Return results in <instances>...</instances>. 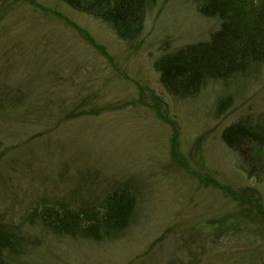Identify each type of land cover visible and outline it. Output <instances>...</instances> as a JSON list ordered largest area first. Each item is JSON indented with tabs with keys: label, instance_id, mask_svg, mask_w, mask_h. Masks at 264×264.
I'll return each mask as SVG.
<instances>
[{
	"label": "rangeland",
	"instance_id": "rangeland-1",
	"mask_svg": "<svg viewBox=\"0 0 264 264\" xmlns=\"http://www.w3.org/2000/svg\"><path fill=\"white\" fill-rule=\"evenodd\" d=\"M219 26L194 0H154L129 43L62 0H0V95L19 97L0 115V224L22 237L0 264H264V175L221 139L232 123L264 126V65L186 98L153 66ZM125 184L141 196L117 235L26 222L31 205L96 204Z\"/></svg>",
	"mask_w": 264,
	"mask_h": 264
},
{
	"label": "trees",
	"instance_id": "trees-1",
	"mask_svg": "<svg viewBox=\"0 0 264 264\" xmlns=\"http://www.w3.org/2000/svg\"><path fill=\"white\" fill-rule=\"evenodd\" d=\"M62 1L108 24L118 38L129 43L143 32L148 5L154 2ZM194 1L200 14L217 18L220 26L207 41L164 51L155 59L153 66L159 74L162 88L176 98L194 97L207 82L227 83L239 75L247 78L256 76L264 65V0ZM9 93L12 91L0 95V115L18 105L19 97ZM230 97L218 98L215 104L217 116L223 115L229 107ZM221 139L237 155L250 176L264 175V126L232 123L223 129ZM139 196L141 192L137 187L125 184L96 204L74 206L69 202L55 201L31 205L25 219L60 234L98 239L117 235L130 224ZM18 226L0 224V251L4 246L12 250L21 246Z\"/></svg>",
	"mask_w": 264,
	"mask_h": 264
}]
</instances>
